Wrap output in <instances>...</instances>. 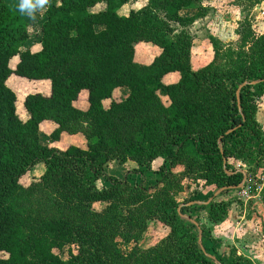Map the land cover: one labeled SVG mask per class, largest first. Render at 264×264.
<instances>
[{"label": "trees", "instance_id": "trees-1", "mask_svg": "<svg viewBox=\"0 0 264 264\" xmlns=\"http://www.w3.org/2000/svg\"><path fill=\"white\" fill-rule=\"evenodd\" d=\"M48 1L55 3L44 12L40 48L31 52L22 50L28 39L24 23L0 0V264H253L234 250L218 255L198 223L202 252L194 226L181 217L206 209V220L219 224L230 202L212 193L207 204L179 212L174 196L184 178L226 188L222 193L236 190L243 174L231 162L248 166L264 155V131L255 118L256 100L264 96V35L244 25L236 52L223 54L213 41L211 62L193 70V38L184 28L194 17L180 12L200 0H146L125 15L117 11L127 0ZM101 3L104 10L90 11ZM139 41L160 49L149 64L134 60ZM172 72L178 80L163 85ZM11 74L50 83L48 95L24 97L25 119L6 85ZM122 87L127 98L103 107ZM82 91L85 110L74 106ZM46 120L55 125L49 135L55 143L84 125L86 148L42 144L39 126ZM114 161H132L144 170L157 164L159 177L152 186L112 177L98 187L104 167ZM36 163L44 168L40 180L23 186L21 178ZM36 195L50 214L31 209ZM195 201L205 203L199 196L187 202ZM150 221L168 231L145 247L140 242ZM116 235L133 244L130 251L116 249ZM64 248L66 260L55 253Z\"/></svg>", "mask_w": 264, "mask_h": 264}, {"label": "rangeland", "instance_id": "rangeland-1", "mask_svg": "<svg viewBox=\"0 0 264 264\" xmlns=\"http://www.w3.org/2000/svg\"><path fill=\"white\" fill-rule=\"evenodd\" d=\"M4 1L19 15L28 32V39L22 47V50H29L31 52L39 50L40 28L44 20V12L55 1L45 0V3L41 6L38 0H28L29 3L34 5L31 13H29L28 9L21 11L20 5L24 3V0ZM145 4L146 0H127L126 5L119 9L117 13L119 15H125L130 10H139ZM105 8V4L101 3L93 7L90 11L99 12ZM180 14L184 17H194L193 23L184 28L193 38L190 56L191 68L193 70L202 68L211 62L214 55L212 49L213 41L218 42L223 48V54L227 53L229 56L230 51L236 52L240 45V31L244 25H249L255 33L264 35V0H200L193 8L183 10ZM175 28L179 30L177 26ZM133 48L135 62L143 65L149 64L160 52L157 46L141 41L135 43ZM16 63L17 56L10 59L9 67L14 68ZM224 63L225 60L221 61V64L224 65ZM177 79L178 74L172 72L165 75L162 78V82L163 85H169L175 83ZM6 85L16 95V111L21 119H25L27 115L23 106L24 97L30 93L48 95L50 90L48 80L30 81L14 74L8 77ZM127 96V88H117L113 91L111 97L103 100V107L107 108L111 102L121 101L127 98ZM158 96L162 102L166 103L163 90L158 92ZM256 105L257 111L255 118L264 128V96L256 100ZM74 106L81 110L87 108L85 91L79 94L77 100L74 102ZM54 127L55 125L51 121L46 120L41 122L39 126V138L42 144L50 145L60 150L68 146H77L82 149L86 148V140L81 134L84 125L77 126L76 133L63 135L57 143L53 142L49 137ZM235 162L237 161L231 162L233 168ZM156 169L157 164L149 168V170H144L132 161H127L124 164L114 161L104 167L103 173L97 181V186H107L109 178L112 177L119 180L126 179L129 183L144 182L146 185L152 186L159 177L158 172L155 171ZM43 170V165L36 163L25 173L20 183L25 187L37 183L40 180ZM179 170L180 168L178 167L176 171L178 172ZM243 173L244 177L242 182L248 187L245 192L232 190L227 193L221 192L218 195H215L219 191L216 190V187L207 186L202 181H190L184 178L179 182L182 187L181 191L177 192L174 196L175 202L178 205L177 210L180 212L182 208L190 207L187 202L190 198H197L199 196L207 202L208 200L206 201V199L209 197V194L214 193L213 195L217 196V200L230 202L228 211L231 210V213L237 217L234 227L238 228V234L232 239H235L237 242L243 240L244 244H249V246H253L258 241L262 242L260 235L264 236V155L262 158L250 162L248 166L245 165ZM31 206V209L36 215L43 216L50 214L42 195H36ZM93 207L99 211L102 205L94 204ZM191 220L198 225V227L193 226L194 231L198 234L199 244H201L199 224L204 227V232L211 237V226L207 223L209 221L206 220V209L201 210L200 215L192 212ZM167 231V228L159 222L150 221L147 223V229L144 232V237L141 239L140 244L145 247L153 246L166 235ZM113 241L116 244V249L121 253H127L133 246V244L126 242L118 235L115 236ZM71 250L74 251V248L71 247ZM55 253L63 260L68 258L67 248L61 251H55ZM0 257H5V255L0 254Z\"/></svg>", "mask_w": 264, "mask_h": 264}, {"label": "crops", "instance_id": "crops-1", "mask_svg": "<svg viewBox=\"0 0 264 264\" xmlns=\"http://www.w3.org/2000/svg\"><path fill=\"white\" fill-rule=\"evenodd\" d=\"M257 122L260 124L258 120ZM237 165L245 166L244 163L237 161L234 163V168H236ZM209 200L210 197L208 198V201ZM208 201L205 203L195 201L193 205L199 206L201 204H207ZM236 218L237 217L231 213V210H229L223 222H220L217 225L207 222L211 226V243L213 249L221 256H229L230 252L234 250L237 256L247 258L253 264H264V236L260 235L262 242H255L253 246L244 244L243 240L237 242L235 239H232L238 234V228L234 227V225H236Z\"/></svg>", "mask_w": 264, "mask_h": 264}, {"label": "water", "instance_id": "water-1", "mask_svg": "<svg viewBox=\"0 0 264 264\" xmlns=\"http://www.w3.org/2000/svg\"><path fill=\"white\" fill-rule=\"evenodd\" d=\"M254 84H256V82H252L251 83V85H254ZM244 85H246V84H243V85H241L240 87H239V89H238V91H237V98H239V90L244 86ZM239 187H237V189H238ZM224 190H226V188H223V189H220L217 193H215V195H218L219 193H221L222 191H224ZM214 195V196H215ZM194 203H189L188 204V206H191V205H193ZM181 217L183 218V219H185V220H187L188 222H190L192 225H194L195 227H198V225L194 222V221H192L189 217H185V216H183V215H181ZM199 246H200V249H201V251L202 252H204V250H203V247H202V245L201 244H199ZM208 256V255H207ZM208 257H210V256H208ZM210 258H212V259H214L213 257H210Z\"/></svg>", "mask_w": 264, "mask_h": 264}, {"label": "clouds", "instance_id": "clouds-1", "mask_svg": "<svg viewBox=\"0 0 264 264\" xmlns=\"http://www.w3.org/2000/svg\"><path fill=\"white\" fill-rule=\"evenodd\" d=\"M39 5H43L45 3V0H38ZM34 5L29 3L28 0H24V3H22L20 5V9L21 11H23L24 9H28L29 13H31V10L33 9Z\"/></svg>", "mask_w": 264, "mask_h": 264}, {"label": "built area", "instance_id": "built-area-1", "mask_svg": "<svg viewBox=\"0 0 264 264\" xmlns=\"http://www.w3.org/2000/svg\"><path fill=\"white\" fill-rule=\"evenodd\" d=\"M244 168H245V166H241V165H237L236 166V168H234L236 171H239V172H241L242 174H243V177H244V173H243V171H244ZM239 188L238 189H236V191H242V192H245L247 189H248V187L246 186V185H244L243 184V182L240 184V186H238Z\"/></svg>", "mask_w": 264, "mask_h": 264}]
</instances>
